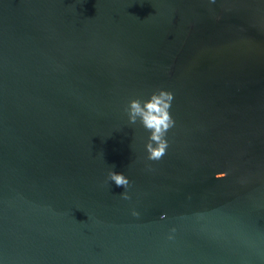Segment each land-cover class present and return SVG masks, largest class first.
I'll return each instance as SVG.
<instances>
[{
  "label": "water",
  "instance_id": "1",
  "mask_svg": "<svg viewBox=\"0 0 264 264\" xmlns=\"http://www.w3.org/2000/svg\"><path fill=\"white\" fill-rule=\"evenodd\" d=\"M0 264H264V0H0Z\"/></svg>",
  "mask_w": 264,
  "mask_h": 264
},
{
  "label": "clouds",
  "instance_id": "2",
  "mask_svg": "<svg viewBox=\"0 0 264 264\" xmlns=\"http://www.w3.org/2000/svg\"><path fill=\"white\" fill-rule=\"evenodd\" d=\"M210 2L214 3L215 0H210ZM173 99V92L160 88L153 91L148 99L132 98L125 106L124 111L127 114L129 124L135 125L139 122L149 133L145 144L147 160L149 161H159L166 155L169 147L167 134L176 123L170 111ZM108 179L115 182L116 186L125 189L120 194L123 199H130L126 191L130 187V180L126 175L111 169L108 172ZM132 215L139 216V213L133 210Z\"/></svg>",
  "mask_w": 264,
  "mask_h": 264
}]
</instances>
